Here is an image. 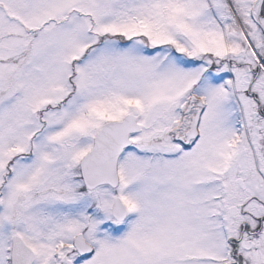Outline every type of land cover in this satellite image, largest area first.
Segmentation results:
<instances>
[{"label": "snow or ice", "instance_id": "6c2138e0", "mask_svg": "<svg viewBox=\"0 0 264 264\" xmlns=\"http://www.w3.org/2000/svg\"><path fill=\"white\" fill-rule=\"evenodd\" d=\"M0 264H264V0H0Z\"/></svg>", "mask_w": 264, "mask_h": 264}]
</instances>
